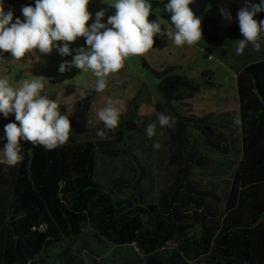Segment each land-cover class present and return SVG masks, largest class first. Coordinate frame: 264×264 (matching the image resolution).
<instances>
[{
  "label": "trees",
  "instance_id": "16d2710c",
  "mask_svg": "<svg viewBox=\"0 0 264 264\" xmlns=\"http://www.w3.org/2000/svg\"><path fill=\"white\" fill-rule=\"evenodd\" d=\"M220 1L190 4L202 21V38L195 43L202 48L243 38L237 12L244 0ZM1 3L5 12H13V22L24 19L23 6H35V0ZM167 3L161 1L160 15L171 25ZM222 8L233 15L229 28L220 29L210 17ZM254 19H264V11ZM249 56L235 68L240 151L237 161L223 165L231 171L223 196L192 178L193 170L207 169L211 158L191 130L200 131L208 146L227 153L233 126L218 128L212 114L185 115L175 109L173 103L192 98L199 84L177 73L176 66H166L154 73L163 98L155 104L156 113L175 120L174 126L165 127L169 180L158 179L156 190L148 168L129 146L125 150L119 137L74 135L52 150L25 141L18 163L0 165V264H264V54ZM41 94L50 98L47 90ZM91 101L92 94L85 91L74 110L86 113ZM127 116L136 117L132 110ZM69 120L75 132V120ZM9 122H15L14 115L0 114L2 129ZM122 158L130 175L100 181V164Z\"/></svg>",
  "mask_w": 264,
  "mask_h": 264
},
{
  "label": "rangeland",
  "instance_id": "374dc122",
  "mask_svg": "<svg viewBox=\"0 0 264 264\" xmlns=\"http://www.w3.org/2000/svg\"><path fill=\"white\" fill-rule=\"evenodd\" d=\"M161 1L150 0L152 11L149 19L155 20L158 15L163 28L165 26L163 22L166 21L160 15ZM220 2L222 3V0ZM241 7L242 1L239 3V9ZM3 9H5V4H3ZM101 9L105 11L102 22L106 23L107 17L114 14V9L110 8L103 0H89L88 10L92 14L88 22L89 25L94 22L95 13ZM220 10H215L210 17L217 23V26H220V29L229 28L233 15L231 14V19L228 20ZM166 26L172 28L168 22H166ZM239 40L240 38L228 39L219 46H211L210 49H206L196 44L176 46L166 36L156 35L152 49L144 55L128 57L121 70L108 76L103 92L95 91L96 77L91 72H79V69L73 67L71 71L60 73L58 70L60 63L65 60L70 61L72 55L76 53L73 51L72 55L61 56L55 48L50 54L35 51L27 53L20 60L14 59L6 52L0 54V77L9 76L10 83L14 86H18L25 79L41 80L44 83L43 90H47L50 98L63 107V113L66 116L75 120L76 131L70 132L69 139L74 135L77 138L92 136L97 134L98 130L104 131L105 135L111 138L119 137L125 150L129 146L135 156L148 168L147 177L152 179L157 190L158 179L160 181L169 180L171 174L170 167L164 159L167 154L168 135L165 127L161 128L159 125L155 109V104L163 103V98L159 93V80L154 71L166 66H176L177 73L185 74L199 84V91L185 102L173 103V107L185 115L212 114V120L215 121L213 124L218 128L224 123L233 126L234 136L227 153L219 152L208 146L200 131L191 130L192 137L199 142V148L211 158L207 169L196 168L193 170L192 178L201 184L215 188L223 196L231 180V171L226 172L223 165L229 166L230 160L237 161L240 151L235 68L241 66L246 57L247 59L251 58L249 54L252 52L264 54V39H259V50L254 49L253 45L248 43L243 54L238 55L236 46ZM69 46L71 49L86 47L85 39L77 38ZM204 70H211L212 74L203 75L202 71ZM208 80L212 82V85L208 84ZM85 91L92 94V103L86 113L78 114L74 110V103L81 98ZM136 96L137 100L133 101ZM109 98L120 110L118 127L111 130L106 129L98 117V111L106 106ZM130 110L134 112L135 118L127 116ZM12 115L14 114H10L8 117ZM153 122L157 125V134L149 138L145 129L149 123ZM222 130L228 135L224 128ZM0 137H4V129L1 127ZM6 142V139H0V165L3 166L8 165L3 154ZM154 142L160 144L159 149L152 147ZM25 145L26 142L21 140L20 155H22ZM130 173L128 164L122 158L107 166L100 164L98 177L100 181L105 182L111 176L117 174L129 176ZM96 245L100 246V243H96Z\"/></svg>",
  "mask_w": 264,
  "mask_h": 264
},
{
  "label": "clouds",
  "instance_id": "9594fccd",
  "mask_svg": "<svg viewBox=\"0 0 264 264\" xmlns=\"http://www.w3.org/2000/svg\"><path fill=\"white\" fill-rule=\"evenodd\" d=\"M114 9L107 17L103 9L95 13V20L88 24L92 14L88 10L89 0H35V6H23L19 17L13 22V12H5L0 3V54L9 53L20 60L27 53L38 50L50 54L55 48L61 56L72 55L70 61L59 65V72H91L96 77L95 91L103 92L107 78L124 67L130 56L147 53L154 45V36H166L176 46L193 45L202 38V21L190 8L193 0H168L165 10L170 13L172 28H162L161 18L156 15L150 20L152 5L150 0H103ZM221 14L228 20L231 13L222 8ZM264 11V0L254 3L244 0V6L237 12L242 39L238 41L236 53L243 54L248 43L254 49H260V33L264 32V19H254L257 13ZM83 37L86 47L71 49L70 44ZM44 83L39 79H25L18 86L10 83V77H0V114L7 118L14 114L15 122L4 125L6 143L3 154L9 165H15L21 159V140L42 145L52 150L64 144L70 137L69 116L60 113V106L54 99L42 95ZM120 110L114 106L111 98L105 107L98 111L99 120L108 130L118 127ZM157 120L161 128L172 127L174 118L160 113ZM139 124V122H136ZM156 123L146 126V135L155 136ZM98 136L105 132L98 130ZM152 147L159 149L154 142Z\"/></svg>",
  "mask_w": 264,
  "mask_h": 264
},
{
  "label": "built area",
  "instance_id": "2783aa9c",
  "mask_svg": "<svg viewBox=\"0 0 264 264\" xmlns=\"http://www.w3.org/2000/svg\"><path fill=\"white\" fill-rule=\"evenodd\" d=\"M12 8H13V6L10 5V6L7 8V10H8V9H12Z\"/></svg>",
  "mask_w": 264,
  "mask_h": 264
}]
</instances>
